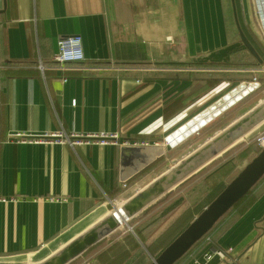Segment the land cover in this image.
Instances as JSON below:
<instances>
[{
	"label": "crops",
	"instance_id": "obj_1",
	"mask_svg": "<svg viewBox=\"0 0 264 264\" xmlns=\"http://www.w3.org/2000/svg\"><path fill=\"white\" fill-rule=\"evenodd\" d=\"M250 5L246 15L243 0H8V15L0 12V261L39 260L91 227L151 180L149 167L184 132L198 133L188 123L234 90L241 58L252 59L248 71L264 68V43L248 31L257 22L264 34V0ZM68 35L81 36L84 60L59 69L56 41ZM13 133L118 139L71 146L17 142ZM178 185L71 264H149L164 249L149 239L162 225L146 236L139 225L176 216L187 199L172 191ZM257 189L244 212L214 229L216 246L201 241L175 264H264V180Z\"/></svg>",
	"mask_w": 264,
	"mask_h": 264
},
{
	"label": "water",
	"instance_id": "obj_2",
	"mask_svg": "<svg viewBox=\"0 0 264 264\" xmlns=\"http://www.w3.org/2000/svg\"><path fill=\"white\" fill-rule=\"evenodd\" d=\"M0 12L8 15V0H0ZM245 47L259 61L258 56L240 33ZM243 84L239 85L242 87ZM235 90L231 94H235ZM230 94L217 101L216 105L225 107L226 102L233 99ZM216 105L197 114L187 125L194 132L210 118L218 113ZM264 122V99L248 112L234 120L231 124L205 141L193 152L176 162L173 166L155 177L151 182L125 200L114 206L109 213L69 241L50 257L37 264H68L82 255L93 244L105 237L114 229L124 225L147 205L158 199L170 189L194 174L222 152L227 150L236 141L242 139ZM188 130L183 133L187 135ZM169 148V146H168ZM264 175V147L234 176L217 196L195 217L192 222L178 234L157 257L151 259L149 264H174L198 240H200L242 196ZM0 264H27L23 262H5Z\"/></svg>",
	"mask_w": 264,
	"mask_h": 264
},
{
	"label": "rangeland",
	"instance_id": "obj_3",
	"mask_svg": "<svg viewBox=\"0 0 264 264\" xmlns=\"http://www.w3.org/2000/svg\"><path fill=\"white\" fill-rule=\"evenodd\" d=\"M250 1L252 3V0H243V3H245L246 15H248V7H253L251 6L252 4L250 5ZM250 22L251 20L248 19V23ZM255 25L251 22V31L249 28L248 31L252 32L255 29L257 36L252 33L253 36L249 37L253 40V42H257L259 45L263 46L264 34L260 32L257 22ZM241 61L242 66H244L241 67L242 70L239 69V71H235L236 73H234V71L231 72V75H236L238 79L237 83H235L238 84L234 88L236 91L235 94L228 92L233 100L230 103L226 102L225 107H219V109L217 107L218 113L214 116V118L200 126L197 134L192 133L187 136L184 135L181 141L174 146L170 153L163 154V156L157 160L156 163H153L152 166L149 167L152 170V173L150 177L144 181L149 179L151 180H149L145 185L173 166L176 162L193 152L209 138L213 137L216 133L224 129L264 99V74H259L257 81H254L251 73L248 71L251 66L247 64V62H252V59L249 57H243L241 58ZM245 63L246 65H244ZM234 67H236V65ZM241 84H243V86L239 87ZM262 128H264V122L242 139L236 141L232 146L210 161L206 166L197 170L194 174L179 183L175 190H172L176 191V193H178L177 191L183 189L187 191L185 194L187 199L184 200L185 202L183 201L184 204L181 208H179L176 216L173 214L168 219H159L158 216L154 218L151 215V218L143 224L146 226L145 229H143L142 225H139L140 223L138 224L139 227L144 230V236L149 234L151 229L156 227L159 223L162 225L161 232L157 231L149 238L151 241H156L152 246H158L160 250L165 248L173 238L180 234V232L199 215V213L217 196L226 184H228V182L236 176V174L244 167L246 162L248 163V161H250L257 154L255 153L254 155L253 153L255 148L253 145V137L254 134ZM143 186L144 185H142L141 188ZM61 247H58L53 252L49 253L48 256L46 255L47 257L45 256L39 260H24L27 256L31 257V254L21 256L19 259L22 260L20 262L23 263L37 264L50 257ZM37 254H39V252H36L34 257ZM74 261L75 259L68 264H71Z\"/></svg>",
	"mask_w": 264,
	"mask_h": 264
},
{
	"label": "built area",
	"instance_id": "obj_4",
	"mask_svg": "<svg viewBox=\"0 0 264 264\" xmlns=\"http://www.w3.org/2000/svg\"><path fill=\"white\" fill-rule=\"evenodd\" d=\"M262 30L264 33V24L262 25ZM84 60V53H83V47H82V39L80 35H68V36H62L59 37L56 41V52L54 53L52 57V61L54 65L59 69H64L66 64L71 63H80ZM41 67V65H40ZM249 72L252 74V79L254 81H257V78L259 74H264V68H252L249 70ZM9 137H13L17 142H28V143H39V142H48L51 137L52 141L56 142H64L71 146H74L76 144H90V143H105L107 141L112 140L113 142H116L115 139H118V134L113 133L110 135L100 133V134H87V135H74L71 136L63 135L61 133H55V134H43V135H22L20 133H13ZM253 142L256 145V147L261 150V148L264 147V128L255 134L253 137ZM141 146H149L148 142H141V143H135ZM122 184H124V181H121ZM210 235L205 236L202 241L204 242H210ZM214 253L223 256L222 251L215 249ZM206 259H209V256L206 257ZM92 264V263H89Z\"/></svg>",
	"mask_w": 264,
	"mask_h": 264
},
{
	"label": "trees",
	"instance_id": "obj_5",
	"mask_svg": "<svg viewBox=\"0 0 264 264\" xmlns=\"http://www.w3.org/2000/svg\"><path fill=\"white\" fill-rule=\"evenodd\" d=\"M176 107V106H175ZM174 107V108H175ZM254 155L255 153H258L259 149L256 147V145L254 144ZM160 159V158H159ZM157 162V161H156ZM249 162V161H248ZM247 163V162H246ZM264 180V175L251 187V189L244 195L242 196L222 217H220L218 219V221L213 225V227L205 234V236L210 235V242L213 243L214 246H216L214 238L212 237L213 235V231L214 229H216V227L225 219L226 216H228L231 213H234L235 215H240L242 212H244L246 210V208L256 199L257 195H258V186L260 185V183ZM204 236L198 240L194 245L198 244L199 242H201L203 240ZM193 245V246H194ZM192 246V247H193ZM191 247V248H192ZM190 248V249H191ZM189 249V250H190ZM188 250V251H189ZM187 251V252H188ZM186 252V253H187ZM185 253V254H186ZM184 254V255H185ZM183 255V256H184ZM176 263V262H175ZM174 263V264H175Z\"/></svg>",
	"mask_w": 264,
	"mask_h": 264
}]
</instances>
